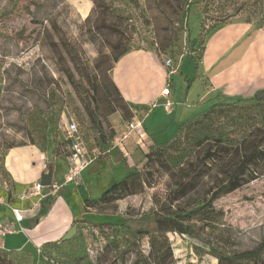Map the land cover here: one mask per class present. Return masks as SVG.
<instances>
[{"label":"rangeland","instance_id":"374dc122","mask_svg":"<svg viewBox=\"0 0 264 264\" xmlns=\"http://www.w3.org/2000/svg\"><path fill=\"white\" fill-rule=\"evenodd\" d=\"M181 1L114 0L118 8H136L137 12L143 10L149 17V21L143 22L142 19L137 22L136 28H131L130 48L152 49L163 62L170 58L174 68L180 64L176 73L179 76L183 73V56L187 58L191 54L188 34L190 38L197 37L198 43L192 55L198 60L202 44L213 26L244 21L264 27V0H195L183 14L179 5ZM96 16L97 10L91 0H0L2 210H7L6 201H14L11 197L13 183L4 170V157L10 146L31 142L41 148L59 146L67 153L57 128L62 115L74 118L81 132L89 135L90 143L97 137L96 127L88 120L81 100L86 94H92L91 80L96 66L107 64L102 54L112 52L110 44L115 41V35L105 30H93ZM62 40L68 41L71 54H65ZM108 74L111 77V70ZM96 82L102 93L109 89L108 78L98 76ZM172 86H177L175 79ZM185 87L186 84L180 91L181 95L185 94ZM217 104L227 106L233 114L244 115L248 109L256 117V126L253 124L248 129H242L238 122L225 116L210 120V125L221 127L234 144L229 145L226 140L205 143L198 150V155L192 157L191 162L174 173L172 178L175 180L181 175L200 178L190 191L189 201H192L194 194L202 198L209 196L206 193L208 189L216 187L231 173L241 176L240 187L214 200L215 206L223 212L222 223L205 234L219 253L256 250L264 240V103L257 105L252 98L242 97L224 98ZM116 112L121 115L120 110ZM110 115L106 118L102 116L106 131L112 126L108 119ZM195 117H201V112ZM257 146L261 153L250 160V166L247 169L238 167L241 159L250 155ZM209 149L213 155H207ZM104 155L98 157L99 161H103ZM141 161L131 166L142 169L144 160ZM123 166L128 167L124 159ZM168 177L163 169H157L153 186L98 210L93 209L97 213L94 220L85 217L75 220L76 231L68 240L7 256L0 253V264H133L134 250L138 246L147 251V238H138L121 222L127 216H138L148 210L152 205V193H163ZM80 181L79 177L67 184L74 186ZM47 192L40 201L42 212L51 202L52 195ZM60 193L62 195V191ZM149 227L150 230L156 228L154 224ZM12 238L20 236L13 235ZM168 238L174 254L173 264H217V259L207 253L209 247L196 238L178 233H169ZM8 245L9 242L4 247L10 250ZM259 256L262 260L259 263L264 264V250ZM243 264L256 262L246 261Z\"/></svg>","mask_w":264,"mask_h":264},{"label":"crops","instance_id":"0c3cea01","mask_svg":"<svg viewBox=\"0 0 264 264\" xmlns=\"http://www.w3.org/2000/svg\"><path fill=\"white\" fill-rule=\"evenodd\" d=\"M203 46L196 77L184 95L180 91L194 73V62L188 56H183L181 61V76L176 74L180 64H177L175 74L169 75L170 68L152 49H131L115 62L111 79L132 111V118L142 121L147 138L140 147L136 143L137 134L133 133L127 140L125 151L114 149L104 155L102 162L98 158L100 155L92 160L79 182L91 197L100 196L138 160L143 162L146 149L172 138L178 123L191 119L213 102L229 97H250L264 88V27L244 21L222 24L211 29ZM173 79L177 84L175 87L172 86ZM168 83V98L173 105L170 110H165L161 91ZM108 119L114 135L124 131L126 121L120 113L115 112ZM53 147L41 148L26 142L10 147L5 154L4 170L13 183L11 197L14 201H6L7 210L0 208V221L12 218L11 207H15L22 210L21 226L24 228V231L4 236L3 243L7 245L9 242L10 250L25 251L39 248L47 241L58 242L78 218H97L93 209L84 208L76 184H67L63 188L68 150L67 153L55 154ZM123 159L128 167L123 166ZM49 169L51 185L44 186L41 192L45 196V191H48L52 198L42 212L40 202L34 205L38 197L23 198L22 194L32 183L40 181L41 174ZM13 235L20 238L13 239Z\"/></svg>","mask_w":264,"mask_h":264},{"label":"trees","instance_id":"16d2710c","mask_svg":"<svg viewBox=\"0 0 264 264\" xmlns=\"http://www.w3.org/2000/svg\"><path fill=\"white\" fill-rule=\"evenodd\" d=\"M91 1L95 6V10H97V16L92 25L93 30L98 32L105 30L115 35V41L110 44L112 52L107 55L102 54V57L107 59V64L104 66H96L95 75L91 80L92 94L89 96L86 94L81 100L88 120L91 125L96 127L97 137L96 139L94 138V142L100 147L107 144L115 134L114 129L111 127L108 128V131L104 129L105 121L102 119V116H105L106 118L108 115L119 110L125 121L130 120L133 116L132 111L119 93V90L113 83L108 71L112 70L115 62L123 54L131 49H137L130 48L129 46L131 35L130 30L133 27L136 28L135 25L137 22L142 19L143 22L149 21V17L143 10H140V12L138 10L137 12L136 8L132 10L118 8L115 5L114 0ZM194 1L195 0L187 2V0H182L179 4L181 13L183 14L184 10H188L187 7H190ZM88 18L89 16L87 19ZM214 27L216 26H213L212 28ZM102 35H104V33ZM104 37L105 39L107 38L106 35H104ZM187 42L191 47V54H189L188 57L194 62V73L191 79L186 80L185 91L188 90L196 77L197 63L200 60L204 49L202 44V52L197 60L192 55V51L195 48L194 46L198 43L197 37L190 38L188 34ZM61 43H63L65 54H71L68 41L62 40ZM98 76L108 78L109 89L105 90L104 93L99 90V84L96 82ZM113 94L116 98H113ZM231 98L241 99L242 97ZM250 98H252L257 105L264 103V88L250 96ZM115 99L118 101L117 104H115ZM227 99H230V97ZM217 103L218 102H213L204 108L201 111V117L194 116L195 118L192 121L187 120L178 123L176 132L172 138L161 142L144 152V164L142 169L136 167L128 168L123 177L120 180L113 181L100 196L91 197L84 185L80 183L76 184L84 208L86 210H98L105 205L141 193L146 187L153 186L154 172L157 169H163L166 174H168L169 177L166 182L165 191L163 193L158 191L152 193L151 207L140 213L138 216H127L123 222H121V225L125 227L126 230L133 232L138 238H147V251L144 252L142 247L138 246L134 250L135 258L132 261L133 264H173L175 260L173 249L168 238L169 233L188 235L203 242L209 247L207 253L217 259V264H243V262L246 261H253L256 262V264H260L259 262L262 261L260 260L259 255L260 252L264 250V240L258 245L256 250H242L226 254L219 253L215 249L213 242L209 241L207 237L208 234H205L206 231H212L215 226L222 223L223 212L215 206L214 200L219 195L231 192L240 187L243 181L241 176L237 177L231 173L226 180H222V182L216 187L208 189L206 193L209 196H204L202 198L194 194L192 201H189L190 191L192 190L193 185L199 182L200 178L191 177V175H181L175 180L172 178L174 173L183 170L191 162L192 157L198 155V150L205 143H222L226 140L229 141V145L234 144V142L231 141L232 138H230V135L223 132L221 127L211 126L210 120H213L215 117L225 116L229 117L230 121L238 122L242 129H248L253 124L256 126V117L254 118L248 109L244 115L241 113L233 114L227 110V106L224 107ZM58 132L60 133L59 130ZM251 132L252 129L249 133ZM197 133H200L201 135ZM60 135L62 134L60 133ZM60 141L63 143V147H67V139L62 136V140ZM236 144L237 143H235V145ZM209 150L206 151L207 155H213V152L211 150L209 152ZM53 152L55 154H60L63 150H61V147L55 146ZM260 153L261 150L257 146L250 155H245V157L241 159L238 167L241 169L246 167L247 169V167L250 166V160L257 157ZM202 162H204V160H202ZM150 224L155 225V230H150ZM132 227L135 229H132ZM60 241H47L40 244L38 247L40 248L53 243H59ZM0 253L7 256L18 253V251L5 249L0 251Z\"/></svg>","mask_w":264,"mask_h":264},{"label":"built area","instance_id":"2783aa9c","mask_svg":"<svg viewBox=\"0 0 264 264\" xmlns=\"http://www.w3.org/2000/svg\"><path fill=\"white\" fill-rule=\"evenodd\" d=\"M165 65L169 69V75H173L176 72V68H173L171 59L167 58L164 60ZM170 85L169 83L162 89L161 97L164 98L162 106L165 110H170L173 105V101L169 99L170 95ZM58 130L62 136L68 140V154H67V171L64 178V183L74 181L79 178L82 172L89 166L92 160L99 155H104L110 153L114 149L120 151L126 150V144L129 136L133 133L137 134L136 143L138 146L142 147L146 143V135L142 125V121L137 118H131L126 121L124 131L119 135H114L107 144L98 146L89 141V135H84L79 127L78 122L74 118H66L64 115L61 116L60 122L58 124ZM77 184V183H76ZM44 186L40 181H36L31 184L23 192L22 197H38L37 201L34 203L35 206L39 204L41 199L44 197L42 194V188ZM12 218H5L0 221V251L5 250L3 238L6 234L24 231L21 226L23 220L22 210L11 207Z\"/></svg>","mask_w":264,"mask_h":264},{"label":"water","instance_id":"95a60500","mask_svg":"<svg viewBox=\"0 0 264 264\" xmlns=\"http://www.w3.org/2000/svg\"><path fill=\"white\" fill-rule=\"evenodd\" d=\"M40 182L43 186H50L51 185V169L47 172H43L40 177ZM76 231V224H73L61 237V240L66 241L68 240Z\"/></svg>","mask_w":264,"mask_h":264}]
</instances>
